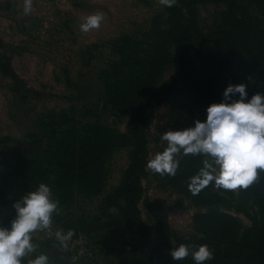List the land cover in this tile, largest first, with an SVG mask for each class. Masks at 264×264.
Returning a JSON list of instances; mask_svg holds the SVG:
<instances>
[{"label": "rangeland", "instance_id": "374dc122", "mask_svg": "<svg viewBox=\"0 0 264 264\" xmlns=\"http://www.w3.org/2000/svg\"><path fill=\"white\" fill-rule=\"evenodd\" d=\"M23 3L24 0H0V160L32 158L40 154L46 149L52 129L59 128L56 121L66 119L63 128L67 130L71 126L69 118L107 126L126 135L130 111L112 109L108 98L121 86L127 91L124 95L130 96L131 90L145 81L146 67L141 60L148 54L153 55L156 46L149 52L144 50L159 42L158 32L153 27L168 29V13L160 0H33V10L28 16L23 15ZM177 6L183 10L193 43L188 49L185 75L175 80V91L180 90L175 96L177 100L160 101L144 130L148 160L167 146L161 138L165 131L189 126L185 110H176L173 104L193 95V91H186L189 83L185 84L184 78L208 68L194 56L192 47L198 41H205L220 49L223 39L234 32L233 25L237 26L234 16L240 18L238 20L246 18L249 21V15L251 19L264 20L261 11L264 0H178ZM97 11L104 13L100 28L82 32L83 18ZM161 61L163 67L153 79L152 92L181 68L174 45L165 50ZM121 68L123 73L120 74ZM62 114L68 118L60 121ZM194 114L198 118L201 116L198 107L194 108ZM41 120L46 124L43 128ZM130 150V147L121 148L112 155L106 167L103 195L78 198L71 212L75 215L67 216L66 208L72 204H59L51 226L32 234L37 249L23 258V264L42 253L49 254L52 263L58 258H73L74 240L80 236L88 240L95 225L108 220L125 222L124 215L129 210L126 198L113 202L98 223L90 216L106 208L105 199L122 183L131 182L127 174L131 164ZM190 160L197 165L198 172L201 162ZM41 182L49 184L56 197V176L47 171L34 180L28 192ZM140 183V199L134 200V205L140 206V224L150 228V235L145 237L144 230H140L139 235L134 226L128 227L125 223L114 229L99 230L88 240L91 256L78 263L192 264L195 261L191 255L174 261L171 249L181 243L207 244L212 250L226 248L229 241L241 236L253 238L264 218L252 193L240 194V188H217L213 182L193 194L188 185L184 189L171 184L164 175L149 168L140 176ZM216 196L222 199L215 205L202 201L213 200ZM214 213L234 217L236 224L231 229L234 230L232 235L217 237L215 230L211 231L213 226L196 222L199 215ZM15 215L14 210L12 219ZM69 230L73 235L66 237ZM152 252L155 253L153 258L148 259Z\"/></svg>", "mask_w": 264, "mask_h": 264}, {"label": "trees", "instance_id": "16d2710c", "mask_svg": "<svg viewBox=\"0 0 264 264\" xmlns=\"http://www.w3.org/2000/svg\"><path fill=\"white\" fill-rule=\"evenodd\" d=\"M165 10L168 13L166 21L168 29L153 27L158 32L159 42L149 45L144 51L149 52L156 46V52L153 55L148 54L143 57L144 60H141L146 67L145 81L140 83V87L131 90V97L124 95L127 91L121 86L108 98L112 109L130 111L127 134L123 135L107 126L83 123L72 118H69L71 126L65 130L63 125L66 119L62 121L61 119L66 118L67 115L62 114L61 122L56 121L59 128L52 129L46 141V149L40 154L37 153L32 158L17 157L11 161L0 160V227H10L13 220L11 214L15 210L14 203L25 195L34 180L44 176L46 171L56 176L55 198H58L60 204H72L66 208L69 211L67 216L75 215L76 213L71 212H74L73 203L77 204L78 198L92 199L103 195L108 162L116 150L130 147L131 164L127 174L132 178L131 182L126 184L125 181L112 196L105 197V201L108 202L106 208L100 214H92L90 217L94 223H98L107 215L105 210L113 202L126 198L129 202V210L124 215V223L128 227L134 226L135 232L139 235L140 230L146 232L143 234L145 237L150 235V228L140 224V206L134 205V200L140 199V189H142L140 176L147 170L148 144L144 130L154 114L153 109L160 101L175 102L177 100L175 96L180 90L175 91L176 81L185 75L188 49L193 43L183 10L177 4L171 8L165 7ZM261 11L264 17V8ZM238 19L240 18L233 17L237 26L233 25L234 32L223 39L220 49L205 41H198L192 47L195 49L194 56L201 59L202 64L204 63L208 68L200 71L198 75L189 74L184 78L185 84L189 83L186 91H193V95L188 100L184 99L183 102L173 104L176 110H185L186 119L189 120L188 127L193 126L195 120L206 118L207 106L222 99L223 90L229 83L248 85L249 98L257 91L264 92V20L251 19L250 15L249 21L246 18ZM170 45H174L177 50L181 68L169 81L162 83L152 92L153 79L162 69L161 60ZM119 73H123L122 68L119 69ZM195 107H198L201 114L199 118L194 114ZM53 118L55 119L54 116ZM44 125L46 124L41 120V128ZM189 155L179 157L180 165L175 176L164 175L169 183L187 188L186 183H189V178L197 173V165L192 164L190 159H198L195 161H200V165L204 159L199 155ZM247 191L252 193L253 200L256 199L264 216V171H259L258 179L247 189L240 188V194ZM212 197L215 196L212 195ZM221 199L216 196L213 200L203 199L202 201L204 204L215 205ZM225 202L227 203V200ZM238 208L241 209L240 206ZM196 219L198 225L200 223L207 227L213 226L211 231L215 230L217 237L234 233L231 229L236 221L227 213L199 215ZM124 223L108 220L103 224L95 225L89 232L88 240L94 238L101 230L114 229L118 224L124 226ZM253 235L250 239L241 236L237 240L229 241L226 248L213 250L214 259L207 264H264V218ZM154 254L152 252L148 259H152Z\"/></svg>", "mask_w": 264, "mask_h": 264}, {"label": "clouds", "instance_id": "9594fccd", "mask_svg": "<svg viewBox=\"0 0 264 264\" xmlns=\"http://www.w3.org/2000/svg\"><path fill=\"white\" fill-rule=\"evenodd\" d=\"M160 3L171 8L178 0ZM32 10L33 0H24L23 15H30ZM103 20L104 13L97 11L83 18L80 30L88 33L99 29ZM247 88L245 83H229L222 99L207 106L204 120L165 131L161 138L167 146L149 159L146 167L160 175L175 176L181 155H199L204 157L202 167L189 178L188 184L193 194L213 182L217 188L247 189L258 179L259 171H264V92H256L249 98ZM59 204L50 185L44 182L14 203L15 219L10 227H0V264H23V258L36 252L32 234L51 226ZM72 235V230L66 233V237ZM170 255L174 261L191 255L195 264H207L214 259L207 244L181 243L171 249ZM28 264H52V261L49 254L42 253L29 259Z\"/></svg>", "mask_w": 264, "mask_h": 264}, {"label": "built area", "instance_id": "2783aa9c", "mask_svg": "<svg viewBox=\"0 0 264 264\" xmlns=\"http://www.w3.org/2000/svg\"><path fill=\"white\" fill-rule=\"evenodd\" d=\"M73 246L75 248L72 249V256L75 260H81L91 256L90 246L87 239L80 236L74 240Z\"/></svg>", "mask_w": 264, "mask_h": 264}, {"label": "crops", "instance_id": "0c3cea01", "mask_svg": "<svg viewBox=\"0 0 264 264\" xmlns=\"http://www.w3.org/2000/svg\"><path fill=\"white\" fill-rule=\"evenodd\" d=\"M63 264H83V263H78V260H75L74 258H70L69 256H67V257H64Z\"/></svg>", "mask_w": 264, "mask_h": 264}, {"label": "water", "instance_id": "95a60500", "mask_svg": "<svg viewBox=\"0 0 264 264\" xmlns=\"http://www.w3.org/2000/svg\"><path fill=\"white\" fill-rule=\"evenodd\" d=\"M63 262H64L63 258H58L57 261L52 264H63Z\"/></svg>", "mask_w": 264, "mask_h": 264}]
</instances>
